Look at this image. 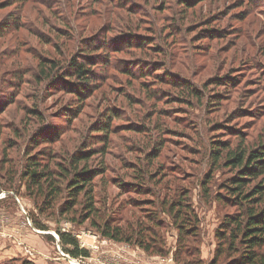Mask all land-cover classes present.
Returning a JSON list of instances; mask_svg holds the SVG:
<instances>
[{
	"label": "rangeland",
	"instance_id": "rangeland-1",
	"mask_svg": "<svg viewBox=\"0 0 264 264\" xmlns=\"http://www.w3.org/2000/svg\"><path fill=\"white\" fill-rule=\"evenodd\" d=\"M145 39L152 44L142 47ZM72 58L97 74L82 95L73 92L79 87L66 89L65 82L75 79L40 77L47 60L62 63L66 74ZM166 74L164 81L157 78ZM216 78L231 82L214 84ZM174 82L196 85L203 98L177 99L186 93ZM108 107L126 116L114 120L106 153L91 163L107 168L94 181L98 212L90 219L83 209L65 213L68 193L48 202L46 193L30 188L24 171L30 158L50 148L70 158L102 146L92 124ZM34 110L49 125L37 147L31 137L38 124ZM219 122L223 126L215 127ZM132 124L146 129L131 132ZM57 132L56 141L46 142ZM161 133L168 144L160 166L183 172L159 175V185L150 187L159 197L121 187L117 178L127 175L131 181V163L143 160L134 142L146 149ZM239 138L251 150L264 142V0H0V264H184L178 257L185 264H212L216 229L236 211L216 200L233 171L224 162L214 167L209 155L218 141L236 148ZM209 175L205 199L201 183ZM67 183L60 181L62 190ZM183 188L190 192L200 232L196 240L179 243L167 212L160 215V228L152 229L148 219ZM105 220L123 228L143 222L136 238L159 232L162 254L103 236L97 224ZM60 232L77 238L89 257L65 253ZM194 247L197 254L188 255Z\"/></svg>",
	"mask_w": 264,
	"mask_h": 264
},
{
	"label": "trees",
	"instance_id": "trees-1",
	"mask_svg": "<svg viewBox=\"0 0 264 264\" xmlns=\"http://www.w3.org/2000/svg\"><path fill=\"white\" fill-rule=\"evenodd\" d=\"M141 40L140 45L147 47L152 44V39ZM47 64L42 65V70L39 71L42 80L47 82L55 81L63 76L75 79V83H67L66 89H71V86L79 87L77 90H73L77 95H82L89 86H92V81L96 79L97 74L91 70L85 62H79V59L72 58L68 71L66 74L62 72L66 69L62 63L53 60H47ZM68 62V61H67ZM89 64V63H88ZM48 68V70H47ZM62 68V69H61ZM47 70V71H46ZM46 71V72H45ZM166 75H159L161 81L166 80ZM219 77V76H218ZM226 78V77H220ZM216 78L214 84L227 85L231 80H223ZM175 81V80H174ZM178 83L177 89L182 88L184 93L179 94L183 101L189 99H202L203 92L200 91L194 84L174 82ZM172 84V83H171ZM75 89V88H74ZM11 98V97H10ZM9 98V99H10ZM174 98V97H173ZM223 100L219 95L216 96L218 106L221 107L220 101ZM110 107H108L109 109ZM40 112V110H39ZM38 112V113H39ZM35 118L38 121L36 129L32 130L35 136H31L32 141L38 146L39 136L45 131L46 122L44 118L39 116L36 110L32 111ZM241 113V112H239ZM41 115V114H40ZM125 113L111 108L107 113H104L97 122L92 125L96 126L97 131L100 133V137L104 144L98 148H91L90 150H81L76 155L66 158L64 154H59L51 148L46 153L42 154L40 158H30L29 163L24 171L25 177L30 185V188L41 190L46 193L45 199L48 202L56 200L57 197H63L66 192L68 193V200L66 201L63 211L69 213L72 211H79L77 209H83L87 213L86 219H90L91 216L97 214V193L94 181L97 177L103 176L107 168H93L91 163L96 161L98 155H104L106 153L105 142L109 141L110 134L114 133L112 126L114 120H121L125 117ZM223 122H219L215 127L223 126ZM131 132H135L136 129L144 131L146 126L137 128L136 125H131ZM116 129V128H115ZM165 128H162L161 132ZM120 129H118L119 131ZM80 133V130L78 131ZM59 134L54 138H45L46 142L52 143L56 141ZM240 143L234 148L229 142H217L214 148L210 151V159H212V165L217 168H221L220 163L224 162L227 169L233 171L232 176H229L223 180L219 187V192L216 196V200L221 202L225 207L232 208L236 213L226 214L224 219L219 224L215 232V238L217 242L215 259L212 264H264V142L260 143L257 148L251 150L249 147L244 146L245 140L239 138ZM152 146L147 145L146 149L143 146L136 149L141 151L143 160L131 163L134 165L132 169L123 165V168L134 169L133 178L128 181L126 178H130L127 175L125 178H117V183L121 187H134L136 191L140 193L146 192L152 197H159V192L153 190L152 186L159 185V175L173 174L183 172V170L176 168L177 170L168 171L164 167L160 166L159 161L163 159V151L168 144L167 140H164L162 133L160 137H154L152 139ZM192 150V149H191ZM201 149L193 147V152L200 153ZM201 155V153H200ZM128 164V162H125ZM156 175H154V172ZM215 171V169H214ZM170 172V173H169ZM213 174V173H212ZM179 176V175H177ZM68 183L64 190L61 189L60 181ZM213 176L209 175L205 182L203 181V190L205 193V199L210 194L209 184L212 183ZM134 181L137 184L134 185ZM150 183L151 185H146ZM139 187V188H138ZM135 191V192H136ZM175 197L167 196L160 204L159 207L150 213L149 221L152 223V229L155 227H161L160 215L166 213L173 220V224L178 232V242H186L188 238L190 240H196L200 232V219L190 200V192L187 188L177 190ZM204 198V197H203ZM150 203L154 206L155 202ZM154 203V204H153ZM84 212V213H85ZM133 226L123 228L118 225H112L110 221L100 222L98 228L102 235L120 242L138 243L146 252L162 254L157 244L159 239V232L150 230V238L147 240L143 236H137L135 228L142 225L143 222L137 221L131 223ZM143 235V233H141ZM59 241L64 249L65 253L73 258H87L89 252L87 250H81L80 244L77 238L67 232H60ZM182 248V247H181ZM180 248V251H181ZM194 251V252H193ZM197 254L196 247L187 250L188 255ZM180 255V252H179ZM179 262L186 263L178 257ZM24 264H32L31 262L24 261Z\"/></svg>",
	"mask_w": 264,
	"mask_h": 264
}]
</instances>
